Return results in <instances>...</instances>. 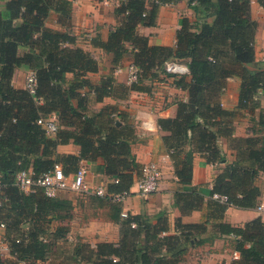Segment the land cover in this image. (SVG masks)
<instances>
[{
	"label": "trees",
	"instance_id": "trees-1",
	"mask_svg": "<svg viewBox=\"0 0 264 264\" xmlns=\"http://www.w3.org/2000/svg\"><path fill=\"white\" fill-rule=\"evenodd\" d=\"M179 0H124L116 7L120 24L106 39L97 35L93 43L114 54L118 64L126 58L140 69L141 80L155 78L167 60H187L190 77L178 76L176 85L188 91V100L177 103L175 117H162L158 122L167 133L163 136L173 161L176 176L189 184L193 175V158L199 153L207 162L225 161L218 139H229L236 158L228 163L214 180V216L222 218L230 205L253 208L262 193L256 179L264 172V108L253 134L235 136V119L243 108L251 112L259 106L264 91V61L256 59L257 22L251 15V0H188L197 20L182 18L174 46L152 45L149 37L137 31L140 24L154 25L162 4ZM264 3V0H262ZM67 27L59 30L47 25L51 10ZM72 5L69 0H8L0 8V220L5 224V241L13 258L0 264H37L48 254L46 236L58 216L62 201L49 197L42 187L22 191L15 179L21 170L41 175L61 164L64 172L75 173L84 160L104 163L101 171L110 181V193L128 192L140 176L142 166L132 152L134 127L124 122L125 112L114 104L100 110H89V94L93 91L101 101L115 90L114 76L93 82L88 73L98 70V60L75 44L71 30ZM195 26L199 31L194 30ZM131 52V55L129 53ZM28 66L36 74V92L13 84L15 70ZM73 78L68 79L67 73ZM239 76L241 86L237 109L223 107L221 96L229 77ZM123 92L126 87L122 86ZM56 113L59 129L49 135L38 123L41 115ZM73 142L80 147L77 154L59 153V144ZM117 179V181H116ZM111 206L118 218L119 242L101 241L93 247L89 242L77 248L87 249L84 259L90 264H179L196 233L205 232L210 217L202 223H182L179 233L169 234L166 220L153 222L148 215H117L120 206L109 195L99 196ZM177 204L191 209L203 199L196 191L179 190ZM112 199V200H111ZM105 201H103L105 203ZM110 202V203H109ZM112 202V203H111ZM133 223L135 225H133ZM215 232L237 237L235 249L240 253L230 264H264V220L255 217L243 226L224 220L213 223ZM64 232L59 228V235Z\"/></svg>",
	"mask_w": 264,
	"mask_h": 264
},
{
	"label": "crops",
	"instance_id": "crops-1",
	"mask_svg": "<svg viewBox=\"0 0 264 264\" xmlns=\"http://www.w3.org/2000/svg\"><path fill=\"white\" fill-rule=\"evenodd\" d=\"M8 0H0V8H4ZM71 1V30L76 37L75 44L89 51L99 63L97 71L88 73V77L95 83H99L102 77L113 75L115 79V90L103 100H96L93 91L89 94V110H100L104 105L114 104L119 111L125 112L127 118L124 122L130 123L135 130L134 140L131 143L132 152L136 160L144 165L149 162H156L163 173L160 188L157 192L148 196L140 195L137 192V178L132 184L129 193L120 200H112L120 206L117 215L122 212L131 214L148 215L153 222L159 218L167 221L169 234L179 233L176 227L180 218L182 223H202L209 219L205 232L196 233L192 239L190 249H198L200 252L191 260V264H230L240 253L235 249L237 237L232 234H219L215 232L213 223L218 220L230 222L233 225L243 226L249 220L264 215L260 214L256 206L253 208H239L228 206L223 211L222 218L214 216V198L212 187L215 177L222 172L228 163L236 158V149L230 144L226 137H219L218 144L225 153V161L215 163L207 162L199 153L193 158V175L189 184H183L178 180L175 173L173 161L165 145L163 136L167 133L161 129L159 118L175 117L177 114V103L188 100V91L176 85L178 77L175 74H168L159 71L155 78H145L137 85L139 88L131 89L132 83L129 80V66L132 60L126 58L116 64L114 54L93 43L95 37L100 36L106 39L110 31L120 24V17L116 14V7L124 0H76ZM153 1V0H152ZM216 2V0H214ZM151 2V0H149ZM251 15L257 22L255 52L258 61H264V3L262 0H251ZM186 16L192 21L197 20V14L188 0H179L177 3L162 4L159 8L156 23L154 25L140 24L137 31L149 37L152 45L174 46L176 44L177 31L181 27L182 18ZM47 25L66 30L67 27L58 20V13L52 9L47 19ZM194 30L199 31L195 26ZM131 55V52L129 53ZM188 65L187 60H181ZM31 69L22 66L15 70L13 84L18 88L26 87L27 76ZM73 73H67L68 79L73 78ZM190 77V73L185 75ZM122 86L126 87L123 92ZM241 79L239 76L228 78L226 87L221 96L224 108L228 110L237 109ZM259 106L254 111L243 108L241 115L235 121V136L246 137L253 134V126L258 125L260 112L264 108V91H260L258 98ZM59 153L77 154L80 151L79 145L69 142L57 146ZM104 163L102 158L98 160H84L82 165L88 170L87 183L91 186L106 184L110 178L101 171ZM264 172H260L256 182L261 187L262 193L258 203L264 200ZM179 190L196 191L203 197L199 205L191 209H181L177 204L176 193ZM61 191L58 196H63ZM73 192V191H71ZM102 198L91 194H83L78 199H73L77 214L72 217L71 229L92 244L101 241L119 242L121 230L118 218L112 213L111 204L109 207L104 204ZM106 202V201H105ZM110 203V202H109ZM112 203V202H111ZM257 203V204H258ZM0 220V251L3 259L13 258L10 254L9 244L5 241V226ZM181 261L179 264H184ZM42 263V262H41ZM37 264H40L37 263ZM186 264V262H185Z\"/></svg>",
	"mask_w": 264,
	"mask_h": 264
},
{
	"label": "built area",
	"instance_id": "built-area-1",
	"mask_svg": "<svg viewBox=\"0 0 264 264\" xmlns=\"http://www.w3.org/2000/svg\"><path fill=\"white\" fill-rule=\"evenodd\" d=\"M163 71L177 76H183L190 73L189 66L179 59L167 60L163 66ZM139 79L140 69L132 62L129 66V80L131 82H138ZM36 86V74L31 70L27 76L25 88L31 93H35ZM37 123L44 128L49 135H55L59 129V120L56 113L41 115L37 119ZM87 174V168L81 165L75 173L67 175L61 164L57 163L52 171L41 175H35L32 170H21L16 175L15 184L26 193L33 191L36 187H42L46 195L49 197H55L61 191L68 190L76 193L95 194L99 196L109 195L113 200H120L129 193V191L124 193H110L107 190L106 184L103 183L91 186L87 183ZM162 176V170L156 162L144 164L141 169V174L136 180V183L138 184L137 192L143 196H148L157 192L160 188ZM2 187L3 177L2 174H0V194ZM214 196L222 201L227 200L226 196L218 194H215ZM256 209L260 214L264 215V200L258 203ZM122 215L126 217L128 214L127 212H122ZM1 225L5 226L4 223H1ZM133 225L135 224L133 223Z\"/></svg>",
	"mask_w": 264,
	"mask_h": 264
},
{
	"label": "rangeland",
	"instance_id": "rangeland-1",
	"mask_svg": "<svg viewBox=\"0 0 264 264\" xmlns=\"http://www.w3.org/2000/svg\"><path fill=\"white\" fill-rule=\"evenodd\" d=\"M260 179L262 180L264 178ZM62 195L63 196H58L63 203L62 207L58 209V217L53 219L51 223L53 231L46 236L48 254L40 264H90L88 260L84 259L89 255L87 249H80L82 250L81 254H77V248H82L85 245L84 243H88V240L71 229L73 221L72 216L80 213L75 210L73 199H78L81 193L67 191L63 192ZM104 204L109 207L106 202ZM59 228H62L64 231L61 235H59ZM199 252L198 249L192 250L190 247H187L182 256L183 263H193L191 260H195L194 257L195 255L198 256L197 254H199ZM26 264L30 263L28 262Z\"/></svg>",
	"mask_w": 264,
	"mask_h": 264
}]
</instances>
